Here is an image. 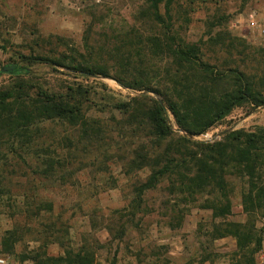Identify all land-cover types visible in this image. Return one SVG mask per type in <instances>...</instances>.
Returning <instances> with one entry per match:
<instances>
[{
    "label": "rangeland",
    "instance_id": "obj_1",
    "mask_svg": "<svg viewBox=\"0 0 264 264\" xmlns=\"http://www.w3.org/2000/svg\"><path fill=\"white\" fill-rule=\"evenodd\" d=\"M252 9L264 13V0H174L171 16L176 33L188 43L230 33L264 47L262 41L242 35L239 23ZM160 10L165 15L164 4ZM149 12L143 0H0V89L16 81V75L2 70L10 66L28 69L26 78L57 93L82 86L92 94L91 114L109 131L105 142L90 146L79 129L49 122L42 126L38 149L46 163H55L56 173L47 176L45 165L32 163L7 169L0 184V257L7 264H30L24 259L42 249L50 257L64 255L60 243L45 235L49 225H55L67 245L91 250L95 264H236L237 240H213L208 235L213 228L235 223L253 228L258 238L264 235V210L255 216L245 212L247 185L236 176L227 179L232 211L223 218L214 217L209 208L216 204V195H199L191 204L184 196L170 195L168 183L146 193L141 207L129 211L134 186L145 182L150 172H129L132 155L121 147L124 140L118 131H111L124 119L111 110V103L138 95L113 77L82 76L57 65L28 66L20 58L44 54L64 63L85 60L120 75L124 69L112 52L122 43L140 46L156 35ZM211 51L207 46L210 57ZM258 128H264V107L245 105L193 140L219 141L224 131ZM12 232L21 240L5 248ZM207 256L210 261H204Z\"/></svg>",
    "mask_w": 264,
    "mask_h": 264
},
{
    "label": "trees",
    "instance_id": "obj_2",
    "mask_svg": "<svg viewBox=\"0 0 264 264\" xmlns=\"http://www.w3.org/2000/svg\"><path fill=\"white\" fill-rule=\"evenodd\" d=\"M143 1L153 16L156 35L150 41L142 40L140 46L131 41L115 48L112 56L124 69L120 75L112 76L105 67L85 60L64 63L60 57L44 54L20 58L28 66L57 65L82 76L113 77L126 89L146 93L130 101L111 103V110L124 119L111 131H118L124 140L121 147L132 155L129 172H150L145 182L134 186L129 211L141 207L146 193L168 183V193L184 196L187 203L196 202L202 194L216 195L217 205L209 208L214 210V217L223 218L232 211L227 179L236 176L247 185L242 201L245 212L252 216L263 212L264 128L230 131L213 142L193 138L209 132L237 108L264 107V47L251 46L245 38L230 33H218L207 42L188 43L175 30L171 16L174 0ZM162 4L165 15L160 10ZM207 46L213 49L211 57L205 52ZM27 71L15 67L8 73L16 75V81L0 89V184L7 178L9 167L22 163L45 165L47 176L56 173L55 163H46L38 149L42 126L49 122L79 129L90 146L105 142L109 134L100 119L91 114L90 91L78 86L57 93L34 84L25 77ZM48 228L45 235L60 243L64 255L50 257L42 249L23 262L95 264L91 250L67 245L55 225ZM9 235L5 248L21 240L15 232ZM208 235L213 240L229 236L237 240L240 258L236 264H253L264 240V235L258 238L253 228L235 223L215 226ZM204 261H210V256Z\"/></svg>",
    "mask_w": 264,
    "mask_h": 264
},
{
    "label": "built area",
    "instance_id": "obj_3",
    "mask_svg": "<svg viewBox=\"0 0 264 264\" xmlns=\"http://www.w3.org/2000/svg\"><path fill=\"white\" fill-rule=\"evenodd\" d=\"M239 24L243 28L242 35L244 37H249L254 42L262 41L264 43V13L258 9H252L247 12L244 20ZM0 264H7V260L0 257ZM253 264H264V240Z\"/></svg>",
    "mask_w": 264,
    "mask_h": 264
},
{
    "label": "water",
    "instance_id": "obj_4",
    "mask_svg": "<svg viewBox=\"0 0 264 264\" xmlns=\"http://www.w3.org/2000/svg\"><path fill=\"white\" fill-rule=\"evenodd\" d=\"M14 69H15L14 66H10V67H2V70L5 71V72L13 71ZM130 93H131V94H136V95H143V94H146L145 92H134V91H130ZM149 94L155 96V93H153V92H151V93H149ZM159 102L161 103V105H162L163 107H165V106H164V103H163V101H162L161 99H159ZM176 130H177L178 132H181V133H182L181 130H179V129H176ZM228 132H230V131H224L223 133H221V134L219 135V137L224 136V135L227 134ZM186 136L189 137L190 139L193 138V136H192V135H189V134H186Z\"/></svg>",
    "mask_w": 264,
    "mask_h": 264
}]
</instances>
